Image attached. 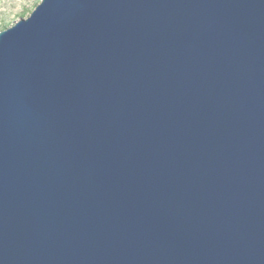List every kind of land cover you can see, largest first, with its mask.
Segmentation results:
<instances>
[{
    "label": "water",
    "instance_id": "obj_1",
    "mask_svg": "<svg viewBox=\"0 0 264 264\" xmlns=\"http://www.w3.org/2000/svg\"><path fill=\"white\" fill-rule=\"evenodd\" d=\"M0 264H264V0L1 30Z\"/></svg>",
    "mask_w": 264,
    "mask_h": 264
},
{
    "label": "rangeland",
    "instance_id": "obj_2",
    "mask_svg": "<svg viewBox=\"0 0 264 264\" xmlns=\"http://www.w3.org/2000/svg\"><path fill=\"white\" fill-rule=\"evenodd\" d=\"M41 0H0V31L27 18Z\"/></svg>",
    "mask_w": 264,
    "mask_h": 264
}]
</instances>
